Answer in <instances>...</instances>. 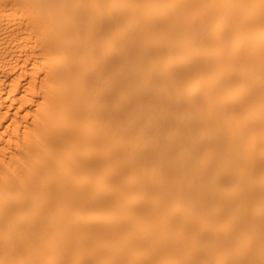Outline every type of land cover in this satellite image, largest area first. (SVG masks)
Wrapping results in <instances>:
<instances>
[{
	"label": "bare ground",
	"instance_id": "1",
	"mask_svg": "<svg viewBox=\"0 0 264 264\" xmlns=\"http://www.w3.org/2000/svg\"><path fill=\"white\" fill-rule=\"evenodd\" d=\"M0 264H264V0H0Z\"/></svg>",
	"mask_w": 264,
	"mask_h": 264
}]
</instances>
